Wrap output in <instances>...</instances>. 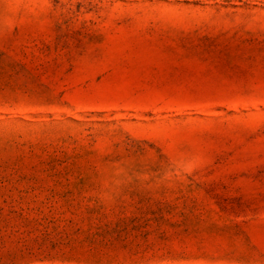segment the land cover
I'll list each match as a JSON object with an SVG mask.
<instances>
[{
    "label": "rangeland",
    "instance_id": "obj_1",
    "mask_svg": "<svg viewBox=\"0 0 264 264\" xmlns=\"http://www.w3.org/2000/svg\"><path fill=\"white\" fill-rule=\"evenodd\" d=\"M0 264H264V0H0Z\"/></svg>",
    "mask_w": 264,
    "mask_h": 264
}]
</instances>
